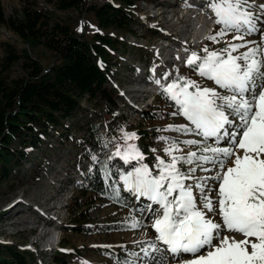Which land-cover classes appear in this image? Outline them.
Here are the masks:
<instances>
[{
  "label": "snow or ice",
  "instance_id": "6c2138e0",
  "mask_svg": "<svg viewBox=\"0 0 264 264\" xmlns=\"http://www.w3.org/2000/svg\"><path fill=\"white\" fill-rule=\"evenodd\" d=\"M202 7L219 25L206 39L220 43L234 34L232 41H240H225L215 50L205 45L187 57L186 65L216 87H202L180 75L179 68L171 82L162 83L173 76L170 71L154 81L161 95L174 102L177 110L171 115L189 122L164 130L199 139L158 137L168 143L164 152L170 159L157 156L150 167L140 147L128 143L138 140L137 134L122 129L123 150L117 144L101 166L105 180H111L115 165L110 161L119 158L131 165L116 175L128 194L148 201L140 207L124 205L136 213L130 229L145 226L146 217L156 233L151 251L142 249L145 258L155 261L152 253L166 251L176 264H264V3L204 0ZM255 34L259 42L245 40ZM222 142L226 146H219ZM90 159L99 160L95 154ZM113 192L120 202V188L113 185Z\"/></svg>",
  "mask_w": 264,
  "mask_h": 264
},
{
  "label": "rangeland",
  "instance_id": "374dc122",
  "mask_svg": "<svg viewBox=\"0 0 264 264\" xmlns=\"http://www.w3.org/2000/svg\"><path fill=\"white\" fill-rule=\"evenodd\" d=\"M36 1L41 7L54 8L51 0ZM92 1L101 4L106 0ZM135 1L134 11L137 19L132 22V28L136 32L119 30L114 27H100L91 11L83 15H78L73 10L58 11L62 17L72 23L77 32L85 34L88 38H91L94 32L101 31L106 34L112 33L124 42L119 44L118 51L113 52V72L109 75L111 86L121 96L117 98L119 115L108 121L104 118L106 108L101 101L83 99L81 108L72 119L67 121L65 128L74 133L75 137L86 141L92 136L89 135L90 129L94 124L99 123L101 132L111 141L110 149L114 150L117 144L122 146V150L125 146L122 136L114 132L115 127L121 122L126 125L124 131L127 132L137 134L138 129H143V132L147 134L142 136V140L139 138L128 141V143L138 145L140 141L145 142L148 150L144 153L147 160L144 162L152 167L156 163L157 156L165 160L170 159L164 152L168 143L159 140L158 137H179V139H199V137L184 136L164 130L168 125H181L189 122L181 115H171L177 108L173 101L161 95V91L153 96L147 90V87L151 89L155 75H150L145 70L155 66V72H157L159 68L156 66L160 62V56L164 58L167 53L171 61H163L160 67H165L166 72H172L173 76L169 77L165 84L174 78L176 67L179 68L180 75L199 82L202 87L215 88L214 82L201 78L198 73L193 72L186 65L187 57L185 60H177V55H175L177 51H183L181 46L186 47L189 50L187 56L190 55L193 50L185 42L188 39H186V34H193L197 38V19L207 18L204 29H210L212 13L209 9H200L195 6L194 0ZM181 1L186 2L187 5H182L181 9H178ZM256 1L264 3V0ZM20 2V0H0V5L6 14H11L16 7L20 6ZM218 29L219 25H216L211 35L215 34V30ZM201 34V46L195 50L197 52H201L205 45L210 50L223 48L226 46L225 41H232L234 35L229 34L220 43H213L203 38V32ZM0 40L12 41L20 50L26 47L32 57H38L45 67L52 62L50 49L43 45L30 46L22 43L17 35L2 23H0ZM245 40L259 42L260 36L259 34L246 36ZM161 41H168V44L161 43ZM232 42L240 43V41ZM245 50L240 49L241 52ZM1 55L0 50V57ZM24 71V68L17 64L14 66L13 74L21 75ZM110 91L117 96L112 88ZM149 107L159 109L161 114L154 120H143L141 109L145 110ZM59 131V129H53L52 135L44 138L41 146L33 148L27 156L22 158L20 164L15 163L10 169L9 177L1 182L0 242L5 246L34 252L38 264H57L50 258L52 253L48 252L55 251L62 240H65L66 248H78L85 258L94 264L170 263L172 254L166 251L152 253L156 257L155 261L144 257L142 249L149 248L156 233L151 227L150 219L146 217L142 220L145 226L130 229L128 225L132 223L131 217L136 213L124 205L140 207L148 201L143 198L137 200L128 194L123 188L122 181H118V187L121 190L120 202H117L114 193L110 191L105 196L98 197L95 204L90 205L86 202L78 208L72 205L74 210L70 211L71 199L74 195H80L75 181H80L82 174L88 171L90 159L84 157L80 142L74 140L61 142L58 137ZM137 136L140 137L139 134ZM212 142L209 140V143ZM219 146L226 145L222 142ZM152 149L156 151L153 152ZM196 174L205 175L199 170ZM86 210L88 211L87 215L85 214L87 220L83 224L87 226L82 229L69 228V225H76L78 222L77 214L80 215V212ZM137 219L141 217L137 215ZM218 219H220L219 216ZM58 236L61 241L54 248L50 243L55 242ZM157 244L162 250L166 247L159 242ZM149 251H151L150 248ZM74 260H77L76 257Z\"/></svg>",
  "mask_w": 264,
  "mask_h": 264
},
{
  "label": "trees",
  "instance_id": "16d2710c",
  "mask_svg": "<svg viewBox=\"0 0 264 264\" xmlns=\"http://www.w3.org/2000/svg\"><path fill=\"white\" fill-rule=\"evenodd\" d=\"M20 1V6L11 14H6L0 5V23L12 30L22 43L30 46L43 45L50 49L52 62L45 67L38 57H32L26 47L20 50L14 42L0 40V184L9 177L10 169L15 163L20 164L22 158L33 148L41 146L44 138L52 135L53 129H59L58 137L61 142H80L85 158L90 159L91 154L99 158L98 162L90 159L92 171L88 170L82 174L80 181H75L80 195H74L71 199L69 208L73 212L72 205L77 208L86 202L92 205L98 197L113 192V185L118 187L119 181L116 173L131 169V165H125L116 158L109 162L110 165H115L112 168L113 177L105 180L101 165L116 150L109 149L111 141L101 132L99 123L90 129L89 135L92 136L86 141L75 137L74 133L65 128L67 121L81 108L83 99L101 101L106 108L104 118L108 121L119 115L117 98L121 96L111 86L109 75L113 72V52L118 51L119 44L124 42L112 33L101 31L94 32L88 38L77 32L72 23L58 11L73 10L78 15L91 11L100 27L131 31L134 30L132 22L137 19L134 11L136 1L106 0L98 4L92 0H51L54 8L41 7L36 0ZM17 64L25 70L21 75L13 74ZM149 74L152 75L151 68ZM159 112V109L150 107L143 110L141 116L143 120H154L160 116ZM125 126L121 122L114 132L122 136L121 130H125ZM137 134L142 140V136L147 133L138 129ZM15 142L18 144L15 145ZM137 144L146 153L147 144L142 141ZM87 212H80L84 214H80L81 216L77 214L79 219L76 225L68 227L85 228L87 225L83 222L87 220ZM74 257H77V261ZM35 258V253L30 250L5 246L0 242V264H38ZM50 258L57 264H94L78 248H66L65 240L61 241Z\"/></svg>",
  "mask_w": 264,
  "mask_h": 264
},
{
  "label": "bare ground",
  "instance_id": "6f19581e",
  "mask_svg": "<svg viewBox=\"0 0 264 264\" xmlns=\"http://www.w3.org/2000/svg\"><path fill=\"white\" fill-rule=\"evenodd\" d=\"M254 2H256V3H258V4H261L260 2H258V1H254ZM197 21H198V23H197V38H199V41H201V38H200V35H201V33L203 32V33H207V29H204L205 27V23H206V21H207V18H203L202 20H200V19H197ZM212 24H215L214 23V15L212 14V18H211V24H210V28L212 27ZM196 38V37H195ZM196 38V39H197ZM216 220L217 221H220V219H218V216H217V218H216ZM149 233V232H148ZM148 235V234H147ZM153 235V234H152ZM155 235V234H154ZM149 236V238H150V235H148ZM154 237V236H153ZM238 238H240V237H238ZM170 259H172V261H170V263H168V264H176V261L173 259V257H171ZM166 261H167V259H166ZM167 264V263H166Z\"/></svg>",
  "mask_w": 264,
  "mask_h": 264
}]
</instances>
